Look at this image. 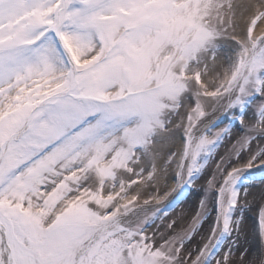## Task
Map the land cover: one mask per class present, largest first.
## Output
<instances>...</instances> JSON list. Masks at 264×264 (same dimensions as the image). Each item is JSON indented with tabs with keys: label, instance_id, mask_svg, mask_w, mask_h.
<instances>
[{
	"label": "snow or ice",
	"instance_id": "6c2138e0",
	"mask_svg": "<svg viewBox=\"0 0 264 264\" xmlns=\"http://www.w3.org/2000/svg\"><path fill=\"white\" fill-rule=\"evenodd\" d=\"M246 106L178 229L163 202L232 137L219 115ZM260 164L264 0H0V264H264L237 240L216 251L238 238L239 180Z\"/></svg>",
	"mask_w": 264,
	"mask_h": 264
},
{
	"label": "rangeland",
	"instance_id": "374dc122",
	"mask_svg": "<svg viewBox=\"0 0 264 264\" xmlns=\"http://www.w3.org/2000/svg\"><path fill=\"white\" fill-rule=\"evenodd\" d=\"M233 44L234 42L229 40H225L223 43L221 51L225 59H227L229 56H234L235 48L233 47ZM260 99L261 98L259 96L253 97L248 102L249 106L253 101L258 102ZM241 115L246 116L248 119L253 117V113L249 111L247 106L244 109L234 108L230 112L219 115V118L211 125V127L216 129L227 126L233 131L232 137H225L223 143L219 144V146H214L211 155L201 156V162L203 163L204 161H207V164L193 177V184L195 186L185 183L183 186L178 187L176 191L173 192V194H171V196L163 202L161 211L169 212V217L178 221V229L188 225L191 217L194 215L202 200L209 199L205 193V180L215 170V162L219 160L221 156H224L228 152V149L231 148L232 141L235 140L238 135L243 134L244 129L240 124V120L238 119V117ZM180 136V141L182 143L183 135L180 134ZM166 140L168 139L161 138L160 143L162 146L165 145ZM254 150L255 149L253 148V151ZM169 151L174 150L170 149ZM249 159L250 154L244 152L241 153V157L238 162L232 161V163L235 166L238 163H247ZM261 175H264V164L247 168L241 175L238 187L242 193L245 189H247L249 193L247 196V204L236 209L234 212L235 217H242L241 231L238 235V238L235 235L224 237L221 240L220 246L216 249L217 253H219L223 248L227 247V241L237 240L236 247L246 250L250 259H257L261 255H264V242H262L260 238V220L258 215L260 205L264 203V178L260 180L252 179L253 177ZM174 178L176 182L175 175ZM212 195L214 196L215 193ZM215 215L216 206L214 202H211L210 215L208 216L205 224L202 225L205 230H207L208 224L214 220ZM167 222L168 221L165 220V223ZM161 228H163V225H161Z\"/></svg>",
	"mask_w": 264,
	"mask_h": 264
},
{
	"label": "bare ground",
	"instance_id": "6f19581e",
	"mask_svg": "<svg viewBox=\"0 0 264 264\" xmlns=\"http://www.w3.org/2000/svg\"><path fill=\"white\" fill-rule=\"evenodd\" d=\"M180 140H181L180 135H178L174 141L166 140L165 145L162 146L163 151L167 152L170 149H173L175 151L176 148H178L182 144ZM174 175H175L174 171L172 173H169V178L167 179L166 184L162 182L160 192H159L160 195H163L165 192H170V190L174 187V183H175ZM171 194H173V192L170 193L169 197L171 196Z\"/></svg>",
	"mask_w": 264,
	"mask_h": 264
}]
</instances>
